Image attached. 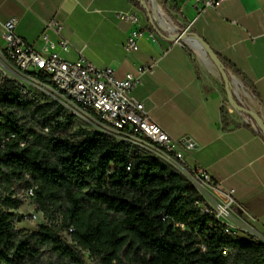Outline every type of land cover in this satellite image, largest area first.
I'll return each mask as SVG.
<instances>
[{
    "label": "trees",
    "instance_id": "16d2710c",
    "mask_svg": "<svg viewBox=\"0 0 264 264\" xmlns=\"http://www.w3.org/2000/svg\"><path fill=\"white\" fill-rule=\"evenodd\" d=\"M74 118L60 102L0 78V264H85L82 251L94 264H264V243L233 236L201 213L191 181L124 141L72 129ZM16 186L33 190L47 221L35 231L15 229Z\"/></svg>",
    "mask_w": 264,
    "mask_h": 264
},
{
    "label": "crops",
    "instance_id": "0c3cea01",
    "mask_svg": "<svg viewBox=\"0 0 264 264\" xmlns=\"http://www.w3.org/2000/svg\"><path fill=\"white\" fill-rule=\"evenodd\" d=\"M159 1L175 33L186 30L200 36L245 77L256 92L249 91L250 109L264 114V0H224L216 8L205 6V0ZM120 12L134 13L138 25L118 18ZM10 18L16 19L18 36L36 46L42 32L50 40L59 38L46 30V23L56 19L62 23L60 35L69 43L67 51L58 49L64 59L84 57L97 67H111L118 78L154 64L141 74L131 95L172 139L193 141L182 163L208 173L211 193L232 191L237 202L234 216L264 239V137L230 109L220 72L199 67L194 48L169 39L170 33L152 30L149 17L133 0H0V33ZM134 28L143 34L138 48L127 50L125 42ZM131 143L144 149L139 154L155 156L172 170L174 161L156 146L139 138Z\"/></svg>",
    "mask_w": 264,
    "mask_h": 264
},
{
    "label": "built area",
    "instance_id": "2783aa9c",
    "mask_svg": "<svg viewBox=\"0 0 264 264\" xmlns=\"http://www.w3.org/2000/svg\"><path fill=\"white\" fill-rule=\"evenodd\" d=\"M222 1L224 0H205L204 5L216 8ZM137 2L138 8H145V0ZM117 16L129 21L133 26L138 25V18L134 13L120 12ZM15 26L16 19L10 18L1 27L0 78L7 76L22 85L34 81L48 94L58 95V102L67 106L69 113L91 111L94 118L113 131L118 140L131 142L139 138L156 146L162 154L174 161L173 168L178 172L185 171L187 179L197 190L200 186H212L210 176L205 170L194 167L188 171L182 165L184 153L194 147L193 141L187 137L180 140L172 139L164 129L152 121L144 104L131 95V89L140 82L141 74L151 71L154 64L140 66L137 73L127 72L118 78L111 67H97L84 57L80 56L73 61L64 59L58 49L67 51L69 43L60 35L62 23L56 19L52 18L46 23V30L54 31L59 38L56 41L50 40L46 32H42L39 46L18 36ZM142 34L138 28L131 30L125 42L126 49L136 50L137 41ZM227 73L232 75L230 71ZM256 112L261 121L249 114L239 115L245 125L264 137V114L261 111ZM26 193L34 199L32 189H27ZM199 194L200 197L195 204L201 213L212 216L224 224L225 232L240 238L243 236L246 240L264 243V239L248 223L234 216L237 202L232 191L223 194L226 199L223 204H219L208 194L203 192Z\"/></svg>",
    "mask_w": 264,
    "mask_h": 264
},
{
    "label": "rangeland",
    "instance_id": "374dc122",
    "mask_svg": "<svg viewBox=\"0 0 264 264\" xmlns=\"http://www.w3.org/2000/svg\"><path fill=\"white\" fill-rule=\"evenodd\" d=\"M156 1L158 2V4L160 5V7L162 9L164 17L169 22H171L172 19L167 14L164 6L161 4V2L159 0H156ZM142 10L149 17V13L153 12L151 0H145V8H143ZM153 14H154V12H153ZM171 23L173 25V28H171V29L167 28V27H163L159 23L161 25V27L167 28V29L162 30L164 33L168 34V33H175L176 32L174 23L173 22H171ZM190 42L191 41H188V42H186V44L188 46H191L192 48H194L196 50V52L194 53V58H195L197 65L199 67L210 68L215 73H218L217 68L215 66H213V64H211L207 60V58L203 55L201 50L192 46V44ZM0 69H1V66H0ZM227 76H228L230 86L233 88V90L237 94V98H238L237 101L239 102V104L250 108L252 105V101H253L252 94L240 82H239V86L243 89V91L246 94L244 92L237 91L236 87L232 81V78L235 77L238 79V81L240 79L237 76H235L234 74L229 75L227 73ZM30 82L24 83V85L30 92H32L35 95L36 99H38L39 101H42V102L59 101L58 95H55V94L50 95L46 91H44L43 89L38 87L34 81H30ZM63 108H64L65 112H69V109L67 106L63 105ZM74 117L75 118H74V121L72 124V129H76L78 127H81V128H86V129H90V130H96V131L103 133L105 136H107L109 138L118 139V137L115 135V133H113V131L104 127L97 119H95L93 116H91L88 113V111L80 110L74 114ZM125 143H127L129 145L132 153H143L144 152V149H142L141 147H139L137 145H134L133 143H131L129 141H125ZM172 170L178 172V170H176L175 168H172ZM179 173L183 177L187 178L185 171H183V172L179 171ZM15 191H16V196L22 199V203L19 205V207L17 209L14 210L20 214V217L17 219V221L14 224L15 229L18 231L19 234H25L27 232H32V231L37 230L40 224H44L47 222L46 219L43 217L41 212L36 209L34 199L30 198L27 195L26 190L20 189L19 186H16ZM198 191L203 192L205 194H208L210 197H212L219 204H223L226 201V199L223 195H221V194L215 195V194L211 193L209 190V186H206V185L200 186V187H198ZM59 235L65 242L74 246V243L70 240L68 234L65 231H63V230L59 231ZM81 256H82L85 264H94L92 259L89 257L88 252L82 251Z\"/></svg>",
    "mask_w": 264,
    "mask_h": 264
},
{
    "label": "water",
    "instance_id": "95a60500",
    "mask_svg": "<svg viewBox=\"0 0 264 264\" xmlns=\"http://www.w3.org/2000/svg\"><path fill=\"white\" fill-rule=\"evenodd\" d=\"M149 19L153 26L157 27L158 29L159 28L161 29V30L159 29L160 32L164 29H167V28L161 27L159 22H156V24L153 22V20H156L155 16L153 15V12L149 13ZM170 34L171 36L168 38L171 40H182L184 42H188V41L196 42L200 46V50L203 53V55L220 72L223 78V81H224L226 100H227L229 107L233 111H236L239 114H249L250 116L254 117L256 120L261 121L260 116L258 115L256 111L239 104V102L237 101L238 100L237 94L233 90V88L230 86L227 73L223 70V66L220 63L219 58L217 57L216 53L207 45V43L200 36L189 35L186 32L173 33V34L170 33ZM239 82L243 84L240 80ZM263 132H264V129H263Z\"/></svg>",
    "mask_w": 264,
    "mask_h": 264
},
{
    "label": "bare ground",
    "instance_id": "6f19581e",
    "mask_svg": "<svg viewBox=\"0 0 264 264\" xmlns=\"http://www.w3.org/2000/svg\"><path fill=\"white\" fill-rule=\"evenodd\" d=\"M151 4H152V10L154 12L155 18L158 20V22L163 26V27H167V28H173V25L171 22H169L163 15V11L160 7V5L158 4V2L156 0H151ZM192 44V46H194L195 48L200 50V46L194 42L191 41L190 42ZM232 81L236 87L237 91H241L244 92L243 89L239 86V81L237 78L233 77ZM245 93V92H244ZM246 94V93H245Z\"/></svg>",
    "mask_w": 264,
    "mask_h": 264
}]
</instances>
